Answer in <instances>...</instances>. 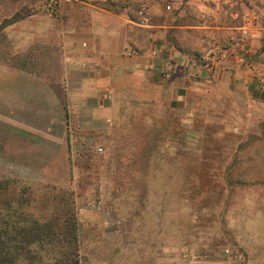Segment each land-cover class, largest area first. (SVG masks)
I'll return each instance as SVG.
<instances>
[{"label":"crops","instance_id":"obj_1","mask_svg":"<svg viewBox=\"0 0 264 264\" xmlns=\"http://www.w3.org/2000/svg\"><path fill=\"white\" fill-rule=\"evenodd\" d=\"M49 1L0 0V48L10 47L15 55L0 57L3 161L34 167L41 160L48 167L55 153L83 146L79 136L111 133L133 114L147 121L175 111L188 116L196 105L224 98L264 114L257 77L264 71V20L244 40L250 66L215 57L243 24L251 7L244 0L229 16L219 0H173L171 10L157 0L146 17L116 0H60L55 13ZM39 46L50 63L38 64ZM167 66L170 78L161 75ZM257 197L264 202V189ZM254 209L264 218V210ZM257 236L264 245V231ZM243 261L264 264L259 251Z\"/></svg>","mask_w":264,"mask_h":264},{"label":"rangeland","instance_id":"obj_2","mask_svg":"<svg viewBox=\"0 0 264 264\" xmlns=\"http://www.w3.org/2000/svg\"><path fill=\"white\" fill-rule=\"evenodd\" d=\"M117 1L133 11L148 9L157 0ZM244 1L264 9V0ZM58 51L55 44L56 58ZM36 53L38 64L51 62L42 47ZM1 56L15 55L3 46ZM195 107L193 115L175 111L163 120L128 116L111 133L79 136L83 146L55 153L48 167L41 160L34 167L16 166L0 154V180L11 184L21 207L34 198L29 209L38 216H50L53 207L48 204L55 195L63 199L66 205L57 213H73L66 221L81 230L86 264H107L98 262V244L146 252L148 261L157 264H243L258 251L264 258V245L258 244L262 238L257 236L264 231V218L254 215L255 205L264 210L257 197L264 189L257 183L264 179V114L226 98ZM72 128L75 132V123ZM143 182L152 184L150 190L158 197V216L144 209L147 216L127 222L124 217L134 206L128 210L125 205L136 196H147ZM132 186L137 188L126 190ZM155 217L164 219L161 231L150 223ZM60 257H52L51 263Z\"/></svg>","mask_w":264,"mask_h":264},{"label":"trees","instance_id":"obj_3","mask_svg":"<svg viewBox=\"0 0 264 264\" xmlns=\"http://www.w3.org/2000/svg\"><path fill=\"white\" fill-rule=\"evenodd\" d=\"M150 185L152 184L143 182L141 190L147 196H136L134 201L127 202L128 204L125 205L128 210L134 206V210L124 217L127 222L135 221L141 215L142 217L143 215L147 216L142 213L144 209L158 216L156 209L158 197L154 195V192H151ZM135 188L137 186L127 187L126 190H134ZM17 196L10 183L0 180V264H86L88 258L82 251L81 230H78L77 223L66 221L68 217L73 216V213H68L69 209L66 210V217L64 213H57L61 209V204H63V208L66 205L63 199L55 195L48 204L53 207L50 216L49 213L38 216L30 212L29 209L31 201H35L34 198H31V201L27 200V208L20 206ZM70 202L71 204L74 203L75 199L71 198ZM72 209L75 210L76 215L77 208L72 206ZM170 215L171 220L177 224V216H173L172 213ZM150 221L153 227L158 228L157 231L165 228L164 219H156L155 217ZM145 222L146 220H144ZM71 239L73 240L72 243ZM151 241L156 243V240H147V242ZM95 248L101 249L97 258L98 262L107 264H157L152 260L148 261L150 259L146 256V252L127 249L121 244H114L113 246L98 244ZM148 253L151 254V251ZM56 255H61V257L57 258L55 263H51L52 257Z\"/></svg>","mask_w":264,"mask_h":264},{"label":"built area","instance_id":"obj_4","mask_svg":"<svg viewBox=\"0 0 264 264\" xmlns=\"http://www.w3.org/2000/svg\"><path fill=\"white\" fill-rule=\"evenodd\" d=\"M60 0H50L49 8L51 12L55 13L57 10V5ZM71 1V0H64ZM220 11L226 15H232L233 7L237 4L238 0H219ZM168 10L172 9V4H168L166 7ZM140 15L146 17V8H142L139 11ZM264 20V9L257 6H251L244 16V22L241 26H237L232 30L229 35V41L225 47L216 52L217 61L226 60L230 57L237 59L244 66H250L251 56L244 44V40L247 36H250L253 28L259 21ZM206 59V58H205ZM154 67H150L153 69ZM173 70L172 67H164L161 71V75L165 78H170L172 76ZM259 80V85L264 91V71L258 73L257 75ZM230 250L227 249V252ZM239 258H242L243 255L239 254Z\"/></svg>","mask_w":264,"mask_h":264}]
</instances>
